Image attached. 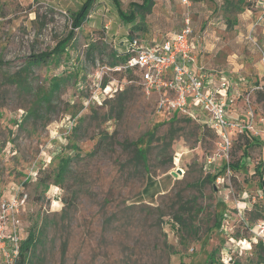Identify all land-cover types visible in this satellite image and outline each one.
<instances>
[{
    "label": "rangeland",
    "instance_id": "374dc122",
    "mask_svg": "<svg viewBox=\"0 0 264 264\" xmlns=\"http://www.w3.org/2000/svg\"><path fill=\"white\" fill-rule=\"evenodd\" d=\"M85 1L0 0V199L28 194L21 227L41 232L32 264H206L210 254L264 264V0L241 13L226 0H153L142 24L94 0L66 52L34 66L25 90L16 85L32 56L68 37ZM118 2L127 15L133 0ZM186 15L197 65L231 80L233 117L248 129L227 155L210 130L157 113L133 76L110 70L129 35L164 39ZM58 76L39 109L36 91ZM62 157L71 161L57 176Z\"/></svg>",
    "mask_w": 264,
    "mask_h": 264
},
{
    "label": "built area",
    "instance_id": "2783aa9c",
    "mask_svg": "<svg viewBox=\"0 0 264 264\" xmlns=\"http://www.w3.org/2000/svg\"><path fill=\"white\" fill-rule=\"evenodd\" d=\"M187 1L183 3L188 4ZM195 49L186 15L182 28L164 39L132 36L122 53L116 55L123 56L124 61L110 70L133 76L143 95L155 97L157 113L181 116L210 130L221 153L227 155L236 130L242 133L248 129L233 117L230 104L235 97L231 80H216L203 71L197 65ZM28 205V194L23 190L0 199V264H15L19 257L20 244L29 228L22 229L21 215Z\"/></svg>",
    "mask_w": 264,
    "mask_h": 264
},
{
    "label": "trees",
    "instance_id": "16d2710c",
    "mask_svg": "<svg viewBox=\"0 0 264 264\" xmlns=\"http://www.w3.org/2000/svg\"><path fill=\"white\" fill-rule=\"evenodd\" d=\"M111 1L117 7L118 15L123 21H125L127 23H132L136 19H138V22H140L141 24L144 23L146 15L150 14L152 7H153V4H154L153 0H133V2L130 5V11L126 15L125 13H123L122 11L119 10L118 0H111ZM188 1L191 3H199V2H202L204 0H188ZM93 2H94V0H86L81 5L79 11L76 13H73V15L71 17L72 18V31L66 39L59 41L54 46V48L52 49V51L50 53H41L39 55L32 56L26 62V65L21 69V71H19L17 73L19 76H17L13 80V82H15L16 85H18L20 88H23L25 90L24 81H26L30 70L34 66H39L42 63L47 62V60L49 58H51V56H55V55L59 56L60 54L66 52L67 46L69 44V40L72 38L71 36L73 34L72 33L73 30L80 29L82 24L87 21V17L89 15V12L91 10ZM226 3L228 5L230 11H232L234 13H241L245 9H249L252 5V3L248 0H226ZM138 29H139V26H135L131 32L138 30ZM131 37H132V35L128 36L129 39ZM123 61H124L123 56L117 57V59L114 60V62L110 63L109 66L114 67ZM60 78L61 77L58 76V77H54L51 80V83L49 85V92L47 94H45L44 92H41V91H36V93H35V98H36V102H37L36 105L38 104L37 107L39 109L44 108V107L47 108V106L50 105L52 98L54 97L55 93L60 88V85H61V81H60L61 79ZM142 142L143 141L141 139H139L136 142V145H140V144H142ZM136 157L140 162H142L143 165H145L146 158L144 157V152L141 148L136 149ZM70 161H71L70 157H66V158L62 157L59 159V162H58V165L56 168V175L57 176L59 175V173L61 171H64V169L69 165ZM224 168H225V166H223V169ZM48 180H49V177H46L44 179V181H39V183H40V185H44ZM152 182H153L152 178L150 176H147L146 183L142 189L143 194H144V191L146 190V188ZM46 188L47 187L44 185V189H46ZM38 219H39V217H38ZM28 220H29V218H28ZM29 222H30L31 227L28 228V230H27L28 234H27L26 238L23 239L21 244H20L19 257L16 260L15 264H32V257H33L34 248L36 246L37 237L39 236V234L41 232L37 227V223H35L33 226V224H31V221H29ZM206 264H221V263L215 259L213 254H210L208 256ZM231 264H239V263L234 261V262H231Z\"/></svg>",
    "mask_w": 264,
    "mask_h": 264
},
{
    "label": "bare ground",
    "instance_id": "6f19581e",
    "mask_svg": "<svg viewBox=\"0 0 264 264\" xmlns=\"http://www.w3.org/2000/svg\"><path fill=\"white\" fill-rule=\"evenodd\" d=\"M109 91H110V88L108 87L105 92H109Z\"/></svg>",
    "mask_w": 264,
    "mask_h": 264
}]
</instances>
